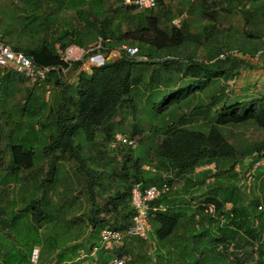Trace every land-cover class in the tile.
Wrapping results in <instances>:
<instances>
[{
	"label": "trees",
	"instance_id": "obj_1",
	"mask_svg": "<svg viewBox=\"0 0 264 264\" xmlns=\"http://www.w3.org/2000/svg\"><path fill=\"white\" fill-rule=\"evenodd\" d=\"M162 1L155 9L141 10L125 5V0H25L28 10L22 16L17 13L20 20L15 18L21 28L13 33L9 28L4 29V34L12 36L10 44L13 47L8 42H0L32 57L40 66L51 67L46 81L41 83L20 76L33 85L27 92L28 115H32L31 130L45 131L46 135L43 153L48 169L44 171L42 166L40 174L35 172L33 177H37L39 183L47 184V195L51 201L56 194H63L60 195L61 199L64 198L63 214L58 220L52 215L49 205H40V186L28 187L29 231L38 238L36 233L51 226L52 235L49 236L54 239L53 235L60 231L62 225L64 242L65 239L74 242L78 236H84L86 242L90 227L93 228L90 234L96 232L99 235L105 229L123 230L132 225L135 213L132 206L133 189L137 185L142 190L152 185H162L159 178L164 173L165 181L170 186L177 180L184 181V187L175 193L171 191L156 204L166 203L168 197L172 202L185 200V191L197 178L198 185L208 189L204 202L215 203L218 212L224 210L226 204L232 205L233 218L228 215L229 223L220 227L228 246L234 243V246L241 247L252 241L257 245V264H264L263 167L255 170L254 190L249 194L238 186L239 174L243 172L245 175L252 169L255 162L253 154L264 147H254L240 154L224 133L228 126L246 123H254L264 129V92L256 98H231L230 82L239 77L242 68H253L245 58L248 52L242 46L231 49V45L226 47L224 44L222 47L216 41L204 52L207 56L200 58L197 53L202 37L195 36L191 41L181 29L169 27L162 15L155 12ZM223 1L228 7L244 9L243 16L250 22L251 13L248 14L245 9L252 0ZM68 12L74 14L75 23L66 20ZM22 17L25 19L21 20ZM214 34L209 31L208 41ZM13 36L19 45L12 43ZM99 39L104 41L101 52L105 57L109 58L115 53L119 57L108 60L91 73L82 70L80 61L75 62L67 74L56 69L63 65L60 50L64 51L71 45L88 48ZM23 41L26 43L21 44ZM124 46L137 47V57L128 56L122 50ZM259 51H264V45L254 53ZM223 53H241L242 57L230 55L220 59ZM170 56L171 59L166 58ZM76 73V84L63 82L65 76ZM48 82H53L58 90L53 97L54 107L49 108L47 100L41 105L42 109H38L33 103L31 105L32 99L35 100V88L43 85L49 88ZM123 109L131 110L134 119L139 114L143 115L141 120L147 122L148 139L153 143L162 137L154 147V158L147 160L150 165L155 161V173L143 169L140 154L134 157L136 151L133 148L139 142V138L134 136L143 133L136 124L130 132L133 137H127L136 140L135 146L116 143V135L122 132V123L115 119ZM15 123L23 124L24 121L17 120ZM6 129L11 128L8 125ZM2 136L3 131L0 132V139ZM141 143L145 146L143 140ZM12 149L16 163L26 164L25 168L28 169L35 166L32 150L25 157L26 154L19 147ZM246 156L251 162L247 169L243 162ZM61 157L75 161L77 173L86 183L87 202L90 204V209L84 215L79 214L72 219L65 217L79 198L73 195L71 200L65 199L68 192L73 194L76 183L71 182L62 191L60 189ZM212 164L215 165V172L207 169L201 175L196 174L198 168ZM10 173L11 170L8 171ZM29 177L32 178L30 174ZM209 178L213 182L206 184ZM256 189H259V196ZM98 191H101L102 197H107L104 208L106 217L100 216ZM181 212L180 209H166L151 214L156 215L152 225L158 240L170 242L171 236L179 234L180 229H176L182 220ZM207 216L211 222L215 221ZM73 230L76 232L73 233ZM211 242L217 249L216 241ZM69 248L64 247L65 252ZM76 250L74 246L73 253L76 254ZM220 250L227 253L228 249L223 246ZM126 253L133 257L130 264H134L133 251ZM64 255L61 260L67 258Z\"/></svg>",
	"mask_w": 264,
	"mask_h": 264
},
{
	"label": "rangeland",
	"instance_id": "obj_2",
	"mask_svg": "<svg viewBox=\"0 0 264 264\" xmlns=\"http://www.w3.org/2000/svg\"><path fill=\"white\" fill-rule=\"evenodd\" d=\"M223 2V0L219 2L216 0L214 2L209 0H163L155 12L162 15L163 19L166 21L165 23L169 27H177L187 33L189 40L192 41V39L198 35L202 37L199 43V53H197L200 58H205L207 56L204 52H206L208 48H211L216 41H218L222 47L224 44L227 45L226 47L231 45V49H237L239 46L244 47V50L248 52L245 58L249 60L253 68L251 70L242 68L239 77L234 82H230L231 86L229 92L231 98L238 96L256 98L260 93L264 92V61L261 57H257L259 52L254 53L259 47L264 45V0H252L251 3H248V7L245 10H247L248 14L251 13L249 15L250 22H247L243 16L244 9L235 6L228 7ZM27 10L28 6L25 0H0V41L10 44L12 36H7L3 31L9 28L10 32L13 33L21 28L20 24H18L19 21L17 23L15 18L17 17V13L22 16ZM22 19H25V17H22L21 20ZM17 20H20V18L17 17ZM66 20H71L74 23L76 22V18L71 12H68ZM205 28H207V32ZM209 31L215 32V34L211 36V42H209L210 40L208 41ZM14 37L15 36L12 38V40H14L12 43H14V45H19V41ZM25 43L26 41L21 42V44ZM10 45L12 46V44ZM218 47L219 46L215 47V50ZM192 48L193 46L191 49ZM237 55L242 57L241 53ZM111 56L115 59L119 57V54H112ZM166 58L171 59L172 56ZM77 76L78 73L67 75L64 77L63 82L68 83V81H72V83L76 84L78 81ZM47 86H49V88L45 85L35 88L33 95L35 100L32 99L31 105L33 103L38 109H42L41 105L44 103V99L47 96L49 100L48 107H54L53 97L56 96L58 90L55 88L53 82H48ZM142 118L143 115L139 114L137 119H134L131 110L123 109L122 113L116 117L115 121L122 123L120 125L122 132L120 131L118 134H122L126 137H133L130 132L135 124L142 130V134L134 136L136 139L139 138L137 147L133 148V151H136L134 157L136 158L137 154H140V164L143 169L155 173V161L150 165L147 160L154 158V147L161 142L162 137L154 143L152 140H149V126L146 121L141 120ZM24 120L23 124L15 122L8 123L6 120V122H0V132L3 131L2 139H0V148H2V152H0V264H31V262L33 264H70V262H74V264H106V262L102 260L100 235L96 232L90 234L93 229L91 227L87 230L86 242L83 240L84 236L75 237L74 242H69L68 239H65L64 242L62 225L60 226V231H56L53 235L54 239H50L49 236V234L52 235L51 229H53V227L51 226L45 228L44 231L36 233L38 238L33 237L32 233H30L28 187H41L38 198L40 200V205H44L45 207L49 205L52 215H55L58 220L63 214L64 198L61 199L60 197V195L63 196V194H56L53 196V201H51L47 195V184L43 182L39 183L38 178L33 177L35 172L38 175L40 174L42 166L44 171L48 169L45 154L43 153L46 146V135L45 131L37 132L31 130L30 123L32 115H28V112ZM8 125L11 128L10 130L6 129ZM224 133L228 140L235 144L240 154H244L254 147H264V129L259 128L254 123L241 124L240 126H228L224 129ZM142 140L145 146H142ZM13 147H19L20 151L26 154L25 157L28 155V151L32 150L34 152L35 166L28 169L25 168L26 164L21 165L16 163L15 157L13 156ZM239 157L241 158V156ZM62 158L63 157H61V159ZM243 162L246 164V169L250 167L251 162L248 156H246L245 159L243 158ZM213 167L214 168L211 169L215 172V166ZM6 168L9 172L11 170L10 174H8ZM237 169L239 170V167H237ZM59 170L61 191L66 188L69 183H76L73 185L75 189L73 194L68 192L65 199L71 200L73 195L79 198V201L76 202L65 219H72L79 214L84 215L90 209V204L87 202L86 183L83 182V179L80 178V175L77 173L75 161L72 159H62ZM5 174H8V176H5ZM29 174L32 178L29 177ZM161 176L162 177L159 178V180L161 179L160 181H162L161 183L166 182L164 178L166 174L162 173ZM68 178L70 179L67 180ZM247 178L246 174L244 175L243 172L240 173L238 186L241 191L249 194L254 190L255 181H249V178ZM179 184L180 182L176 180L171 185L172 191H175L174 188L179 186ZM100 192L97 194L98 209L101 211L100 216L106 217L104 208L107 205V197H102ZM256 195H260L259 189H256ZM228 205V207L231 206L230 203H228ZM155 216L156 215L151 216V231L147 243L143 246H139L142 244L139 242L141 244L138 243V246L135 245L133 249L136 258L134 264H141V260L146 261V264H257L259 256L256 251L257 245L252 241L245 243L244 246L241 247L234 246L233 249H230L231 246H224L229 249L227 253H223L214 247V249L209 248L200 251L189 248L190 245H188L186 241L190 236L176 233L171 236L169 245L166 247L168 241L158 240V235L156 232L154 233L152 221H154ZM188 226L189 222L184 218L181 220L176 230L181 228L187 229ZM213 230L217 233L220 231V228L214 224ZM75 232L76 230H73V233ZM35 239L39 241H35ZM133 239L138 241L141 240V238L138 237H133ZM151 240H153L155 244H153ZM34 241L36 243H34ZM237 242L240 243V239H238ZM215 243L219 245L226 244L225 240L221 238H217ZM176 244L177 247L175 246ZM92 245H94L93 248ZM74 246L77 248L76 254L72 251ZM34 247L36 248L33 250V255L30 257L29 254ZM64 247L70 248L65 252ZM84 247L85 249H83ZM94 248L98 249L95 256L91 254ZM171 248H174V251H176L177 248V251L170 253L171 250L169 251V249ZM147 252H149L148 255ZM63 255L67 258L61 260ZM164 255H166V257ZM96 259L98 262H95ZM128 264H130V262Z\"/></svg>",
	"mask_w": 264,
	"mask_h": 264
},
{
	"label": "built area",
	"instance_id": "obj_3",
	"mask_svg": "<svg viewBox=\"0 0 264 264\" xmlns=\"http://www.w3.org/2000/svg\"><path fill=\"white\" fill-rule=\"evenodd\" d=\"M160 0H125V5L130 7H138L141 10L155 9ZM104 47V41L99 39L97 42L89 46L88 48H81L76 45L67 47L64 51H59L62 56L63 65L58 69L63 74H67L75 62H82V70L85 72H91L96 67H101L105 64L109 58L101 52ZM125 53L130 57H137L139 49L137 47L124 46L122 48ZM117 54V53H115ZM238 53H223L220 55V59L233 55L238 56ZM257 57H261L264 61V51H259ZM143 60V59H139ZM0 69H11L15 73L24 76L25 78L35 82L46 81L51 67H44L36 64L34 59L27 56L25 53L16 52L11 46L0 42ZM55 69V68H52ZM116 143L128 144L130 146L136 145V140L129 139L124 135H116ZM115 145V143L113 144ZM255 159L254 165L251 170L246 173V178L249 181L253 180V174L256 169L264 167V149L256 151L253 154ZM247 178V179H248ZM172 191L171 186L167 182H163L162 185H152L145 190H142L137 185L132 192V206L135 210L132 219V225L123 230L105 229L100 235L101 249L111 252L118 246H123L125 242L132 238L138 237L144 240L149 239V233L151 231V214L160 211H165L166 208L159 204H156L161 198L168 195ZM198 206L204 213L217 219L222 224L228 223V218L225 214L219 215L217 205L212 202H200ZM226 206L225 213L233 217L231 213L232 207ZM260 209H262L260 207ZM98 249L92 250V255L97 253ZM130 258L127 255L115 256L111 259L110 264H127Z\"/></svg>",
	"mask_w": 264,
	"mask_h": 264
},
{
	"label": "crops",
	"instance_id": "obj_4",
	"mask_svg": "<svg viewBox=\"0 0 264 264\" xmlns=\"http://www.w3.org/2000/svg\"><path fill=\"white\" fill-rule=\"evenodd\" d=\"M111 60H113V58L112 56H109V61ZM32 87L33 85L31 82L24 80L19 74L15 73L13 70L0 69V122H6V121L15 122L17 120L19 121L26 120V119L24 120V117L27 115L28 112L27 92L28 89H31ZM47 100L48 97L46 96L44 101ZM213 166L215 165L212 164V165L200 167L196 170V174L201 175L202 172L206 171L207 169L214 168ZM193 181L195 183H193V185L191 187H188V190L185 191V198H184L185 200L183 201L176 200L172 202L171 198L168 197L166 203L163 202L160 203L159 205L166 208L167 211L174 209L176 210L180 209V212L182 211L181 212L182 220L184 218L187 219L189 222V226L187 229L181 228L179 234H187L188 236H190L189 239L186 241L188 245H190L189 247L190 249H195L200 251L207 250L209 248L214 249L213 248L214 245L211 242L212 240L216 241L217 238L218 239L221 238L224 239L225 242L227 241L222 232L218 231L217 233H215V231L213 230L214 224L219 228L223 227L225 224H222L220 221L210 216L212 219L216 221V222L215 221L211 222L210 218L206 215V213H204L202 209L198 206V204L202 202L204 198H206V196L208 195L207 193L208 189L201 188L198 185L197 178L193 179ZM211 182H213L212 178L206 180V184H209ZM183 187H184V181H181L179 186L174 188V190L176 192L178 190H181ZM227 205L228 204H226V206ZM218 213L219 215L225 214L226 216H228L225 213V209L222 210L221 212L219 211ZM153 229H154V225H153ZM151 241L153 243V240ZM139 242H141L142 244ZM145 242H147V240L141 239L140 241H138V240H134L132 237L128 239L122 247L118 246L115 248V250L111 249V252H107L106 250L102 249L101 250L102 260L103 262H106V264H110L111 259L114 258L115 256L127 255L131 261L133 257L131 255H128L126 252L128 250L133 251L135 245H137L138 243L141 244L139 246H143ZM168 243L166 244V247L167 245H169ZM216 245H217V250H220L223 246H228L227 243L225 245L220 244L222 247L219 244ZM233 247H234V243L231 244L230 249H233ZM173 249L174 248L169 249V251L171 250L170 253L177 251V248L176 251H174ZM220 251L222 252L223 250ZM148 253L149 252H147V255ZM164 256L166 257V255ZM134 259L136 262V258ZM95 262H98V260L96 259ZM142 262L143 264H146V261L141 260V263Z\"/></svg>",
	"mask_w": 264,
	"mask_h": 264
},
{
	"label": "bare ground",
	"instance_id": "obj_5",
	"mask_svg": "<svg viewBox=\"0 0 264 264\" xmlns=\"http://www.w3.org/2000/svg\"><path fill=\"white\" fill-rule=\"evenodd\" d=\"M129 262H130V260H129ZM129 262H128V263H129Z\"/></svg>",
	"mask_w": 264,
	"mask_h": 264
}]
</instances>
